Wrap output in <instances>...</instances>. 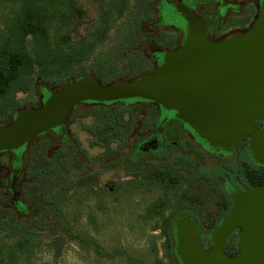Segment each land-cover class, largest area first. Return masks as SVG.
Wrapping results in <instances>:
<instances>
[{
	"label": "trees",
	"instance_id": "trees-1",
	"mask_svg": "<svg viewBox=\"0 0 264 264\" xmlns=\"http://www.w3.org/2000/svg\"><path fill=\"white\" fill-rule=\"evenodd\" d=\"M0 1L18 6L0 34V128L8 124L18 110L39 107L50 93L79 78L90 76L102 85H108L135 80L154 70V52L128 50L140 27L154 17L157 22L150 24L149 30L159 33V28L163 27L159 20L160 2L164 3L163 0H99L97 15L94 21L85 24L87 27L82 35L77 39L66 35L55 41H52L49 34L51 23H55L61 30L71 27L74 20H82L83 12L77 9L76 0ZM215 1L194 0V5L200 7ZM260 1L253 0V5L245 10L242 17L236 19L235 24L248 29L258 15V8L254 4L259 7ZM166 12L178 19L173 11L164 10L161 12L163 23ZM173 21L176 22L175 19ZM180 23L183 24L181 21L178 24L181 25ZM218 24L216 21L214 27ZM208 30L210 33V29ZM179 38L173 28L161 30L160 43L168 50ZM178 46L177 44L174 48ZM19 96L24 98L20 99ZM135 111L131 101L122 105L80 104L71 112L68 121L82 122V128L92 135L90 147H104L108 149V153H116L127 146V139L134 126ZM59 133L52 130L36 137L20 151L19 158L16 159L21 170L19 179L23 204L17 206L15 212L24 218L23 224H14L13 217L0 208V233L18 238L10 249V255L13 257L16 252L31 253L39 238L38 231L44 230L45 217H51L56 219L58 228L54 243L56 257L61 254L62 240L58 237L61 234L68 241L75 242L81 248L91 249L103 258L114 260L127 256L129 264H145L134 254V250L121 245L99 252L100 244L82 228L80 221L84 216V204L91 198V184L94 181L85 171L87 160L80 158L81 153L76 154L73 142ZM62 142V148L51 152L54 145H61ZM112 145L117 146V149L110 150ZM12 154L17 157L16 153ZM126 154L125 165L136 166L137 155L132 152ZM204 172L213 173L212 169H205ZM152 183L142 184L149 191L150 187H154ZM156 183L166 193L147 205L144 220L158 219L160 225L153 226L152 231L158 229L160 232L157 236L150 234L149 238H162L161 249L166 264H178L174 250L173 221L179 210L175 207L186 203L187 207L182 213L197 220L194 213L203 210L206 201L199 193L205 192L207 198L213 195L207 190V183L196 180L192 175L188 178L190 190L183 191L179 196L176 194L173 199L168 197L167 192L174 190L176 184L167 180L166 176L158 178ZM138 187L136 183H132L126 186V190ZM169 208L172 210L165 217L164 212ZM206 219L215 220L214 217L207 216ZM30 222L35 226L28 229L26 224ZM200 233L204 246L209 248V232ZM236 238V234L231 236L226 244L228 256L237 251ZM158 252L155 241H152L149 253L154 264H164L163 259L158 257ZM0 264H9L5 262L1 248Z\"/></svg>",
	"mask_w": 264,
	"mask_h": 264
},
{
	"label": "water",
	"instance_id": "water-1",
	"mask_svg": "<svg viewBox=\"0 0 264 264\" xmlns=\"http://www.w3.org/2000/svg\"><path fill=\"white\" fill-rule=\"evenodd\" d=\"M173 13L183 23L179 47L165 52L148 75L102 85L85 76L50 93L37 108H22L0 128V154L16 153L36 137L61 131L82 103L149 101L187 125L215 153H232L248 140V155L264 168V0L244 32L219 42L210 39L201 17L184 3ZM260 124L261 126H258ZM17 172L11 179L13 200ZM231 207L203 244L197 220L179 214L173 221L178 264H264V183L232 193ZM237 234V251L226 244Z\"/></svg>",
	"mask_w": 264,
	"mask_h": 264
},
{
	"label": "rangeland",
	"instance_id": "rangeland-1",
	"mask_svg": "<svg viewBox=\"0 0 264 264\" xmlns=\"http://www.w3.org/2000/svg\"><path fill=\"white\" fill-rule=\"evenodd\" d=\"M203 1V0H201ZM228 4H236L242 10L251 4V0H225ZM218 3L210 4L212 12H216ZM77 9L83 12L82 20H74L73 25L69 28H63L59 30L55 23H51L49 34L52 41H55L63 36L69 35L72 39H77L78 36L84 33V29L87 27L86 23L94 21L98 7L99 0H76ZM18 9L17 5L7 4L0 1V34L5 30V25L14 16L15 11ZM176 20L174 22L173 18ZM165 22L178 24L179 19H176L170 14L165 13ZM231 19L226 18L223 26L225 25L224 32H229ZM156 17L152 19L145 26L140 27L139 32L136 35V39L129 48L128 52L133 50L149 49L155 50L160 53L162 45L160 43L161 30L168 29L166 26L159 28L158 32L149 30V25L155 23ZM181 24V23H180ZM179 25V24H178ZM231 32V31H230ZM20 99L24 96H19ZM136 112V111H135ZM134 128V126H133ZM133 130V129H132ZM68 132L75 141V147L81 150V157L83 160L85 156L94 159L96 156L103 154L104 150L92 149L90 147V137L87 132L82 129V122H72L68 126ZM132 132V131H131ZM89 144V145H88ZM63 145L57 144L51 148V152L58 148H62ZM90 147V148H89ZM111 149H117V146L112 145ZM127 146H125V150ZM108 149H106L107 151ZM76 151V150H74ZM121 151H117L120 154ZM107 157H104L99 162L86 165L90 168H97L99 175L98 179L92 182V193L91 198L84 204V216L80 221L82 228L95 238L100 244V251L112 249L113 247L127 248L128 250H134V254L139 260L144 261L145 264H154V259L150 256L149 251L151 250V242L155 241L159 252L158 257L163 259V251L161 245L163 239L152 240L149 238L150 234L157 236L159 230L152 231L153 226H159L160 222L157 218L151 221L144 220L145 208L150 202H153L156 198L163 196L166 192L160 187L158 183H152L154 187H150L149 191H146V187H143V182H150L144 180L142 174H138L137 170L120 164L113 157L115 153H108ZM72 160L70 159V162ZM11 158L9 155H2L0 157V208L8 215L13 217L14 224L24 222V218L21 215L16 214L9 201L11 195L6 193L9 184V172H10ZM208 166V163H205ZM85 171L88 172V170ZM143 170L142 172H144ZM136 183L139 187L135 189L126 190L128 184ZM174 190H168L167 195L170 198H174L176 194L182 193L183 191L190 190L188 188V182L185 184L174 185ZM213 197L207 195L203 190L199 193L205 199L203 210L195 211L198 212L201 217V222L205 224L207 217H213L212 208L215 206V200L217 197L213 191L208 189ZM193 191V189L191 190ZM6 193V194H5ZM186 203H181L175 208L177 210H183L186 208ZM198 208V206L196 207ZM205 208V209H204ZM172 208L165 210L164 216H168ZM206 215V216H205ZM212 220V219H210ZM27 228L30 229L35 226L34 223L30 222L26 224ZM43 231H38L39 238L35 243V247L29 254H22L16 252L13 257L10 255V249L14 246V243L18 238L10 237L7 233H0V248L4 251V260L9 264H129L126 257L115 258L114 260L103 258L91 249L81 248L75 242H70L66 237L59 234V238L62 240L61 254L56 257V219L51 217H45V227ZM166 264L165 259H163Z\"/></svg>",
	"mask_w": 264,
	"mask_h": 264
},
{
	"label": "flooded vegetation",
	"instance_id": "flooded-vegetation-1",
	"mask_svg": "<svg viewBox=\"0 0 264 264\" xmlns=\"http://www.w3.org/2000/svg\"><path fill=\"white\" fill-rule=\"evenodd\" d=\"M160 2V15L159 20L162 21V26L165 25L169 28L176 30L180 36L171 49L168 50L162 44V50L160 53L155 50L143 49L146 52H154L156 57L153 61L154 69L159 65L162 56L165 52L173 51L180 45L183 37V24H168L164 21L161 15L162 11H174L173 8L180 3H184L189 7H192L196 13L201 17L204 26L207 31L210 29V39L213 42H219L227 39L233 35H238L244 32L247 28L240 27L235 24L236 19L242 17L245 10L253 5L251 4L243 10L236 4H228L225 0H216L214 3L219 4L216 12H212L209 5H202L200 7L194 5V0H163ZM257 7V4H254ZM226 18L231 19L229 28L231 32H224L226 28L223 26ZM218 21L217 27H214L215 22ZM160 57V59H159ZM158 58V59H156ZM154 71V70H153ZM132 105L136 112L134 113V128L127 139V148L121 150L120 154L115 153L113 157H117V161L120 164H125V154L132 152L137 155L138 163L136 166H129L138 171V174H142L144 180H150V182L156 183L158 178L167 177L170 182L179 185L188 182L189 175L195 176L196 180L204 181L209 186V189L213 191L217 197L215 200V206L212 208L213 217L215 220L201 222V215L195 212L197 217L199 230L202 232H212L214 228L222 221V219L229 212L231 207L230 196L232 193H247L256 186L262 184L264 178V168L255 164L251 157L248 155V140L245 139L239 143L232 153L225 154L222 152L215 153L207 148V146L198 139V137L191 131L187 125L175 118L173 112H167L159 106L144 100H132ZM126 103V102H124ZM122 103V104H124ZM88 105L91 103H82ZM81 104V105H82ZM114 104V105H122ZM75 122V121H74ZM72 121H68L67 125L61 131H56L60 135L66 137L74 144V150L79 155L81 150L75 147V141L68 132V126ZM76 123V122H75ZM83 129V128H82ZM88 133L91 138L92 135ZM62 138V137H61ZM66 141V140H65ZM90 144V143H89ZM88 144V145H89ZM64 145V142L61 143ZM90 148V147H89ZM92 149H103V154L96 156L94 159L85 156L87 160V166L92 163L99 162L104 157H107V151L104 147H92ZM2 155H9L11 158L9 184L7 192L10 197L9 206L15 211L17 206L23 204L20 196V168L16 162V155L10 153H3ZM0 155V157L2 156ZM127 155V154H126ZM188 162H191L189 164ZM208 163V166H205ZM127 166V165H126ZM205 169H212V174H206ZM87 174L92 176V180L98 179V169L90 168ZM145 170L144 172H142ZM17 172V183L15 191L18 192V196L13 200V192L10 189L11 179L14 173ZM163 175V177H161ZM153 177V179H149ZM5 193V194H6ZM183 210H179L178 214H182ZM221 219H218L219 216ZM206 216V215H205ZM237 236V234H236Z\"/></svg>",
	"mask_w": 264,
	"mask_h": 264
}]
</instances>
